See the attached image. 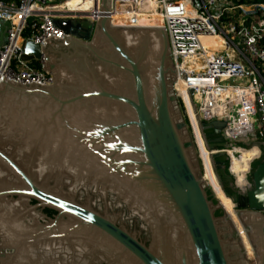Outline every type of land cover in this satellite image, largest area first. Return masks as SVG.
I'll list each match as a JSON object with an SVG mask.
<instances>
[{"label": "water", "instance_id": "95a60500", "mask_svg": "<svg viewBox=\"0 0 264 264\" xmlns=\"http://www.w3.org/2000/svg\"><path fill=\"white\" fill-rule=\"evenodd\" d=\"M55 23L62 38L21 44L49 84L0 73V264H264V142L248 189L209 155L224 209L173 89L159 0ZM195 117L207 150L226 146L225 121Z\"/></svg>", "mask_w": 264, "mask_h": 264}, {"label": "built area", "instance_id": "2783aa9c", "mask_svg": "<svg viewBox=\"0 0 264 264\" xmlns=\"http://www.w3.org/2000/svg\"><path fill=\"white\" fill-rule=\"evenodd\" d=\"M91 1L89 9L75 10L68 8L67 0H0V19L10 24L0 48L1 75L16 82L49 84L48 72L21 59L22 41L43 45L50 37L62 38L64 33L56 19L95 22L100 0ZM159 3L176 71L173 89L188 117L195 147L200 154V141L205 146L195 115L206 123L225 121L222 132L226 146L216 151L206 148L207 153H224L231 166L232 156L239 153L241 146L256 145L258 154L249 162L250 169V164L262 155L254 139L260 137L261 144L264 142V1ZM206 36L216 37L218 45H205ZM249 187L247 183L244 189Z\"/></svg>", "mask_w": 264, "mask_h": 264}, {"label": "bare ground", "instance_id": "6f19581e", "mask_svg": "<svg viewBox=\"0 0 264 264\" xmlns=\"http://www.w3.org/2000/svg\"><path fill=\"white\" fill-rule=\"evenodd\" d=\"M73 1L72 2V6L70 9H75V10H87L92 6V1L91 0H70ZM203 43L205 45L208 46H217L218 45V40L216 39V37H212V36H206L203 38ZM199 148H200V156L202 159V168H203V176L205 178V180L208 181L210 187L212 188L213 192H215L214 189H216L217 187L221 190V193L224 197V199L227 201V206L226 204H224L225 202H223L220 198L219 199L221 205L223 206L224 209H230L233 210V203L231 202V200L224 194L223 190L221 189V187L219 186L217 179L215 177V174L213 172L212 166H211V161L209 158V154L207 153L206 147L202 145V142L200 141L199 144ZM249 149V150H247ZM245 150V151H244ZM242 154H247V156H243ZM258 154V148L256 145H251L250 148H242V150L240 149L239 151V156L235 157L232 156L231 159V167L233 168V166H235L236 164L241 166L242 164V172L241 173H234L232 172L233 175H235V182L238 186H240L241 188L244 189L245 187V183L246 180L244 178L245 174L247 173V171L249 170V162L251 161V159ZM214 178V179H213ZM215 180V181H214Z\"/></svg>", "mask_w": 264, "mask_h": 264}, {"label": "rangeland", "instance_id": "374dc122", "mask_svg": "<svg viewBox=\"0 0 264 264\" xmlns=\"http://www.w3.org/2000/svg\"><path fill=\"white\" fill-rule=\"evenodd\" d=\"M181 107H182V104H181ZM183 108V107H182ZM186 118H187V120H188V117L187 116H185ZM186 118H185V120H186ZM188 123H189V121H188ZM189 128V127H188ZM191 132V131H190ZM254 141L255 142H257V143H259L260 144V148H261V151H262V154H263V144H261V138L260 137H258V139H254ZM241 148H245L246 149V147H244V146H241ZM242 150V149H241ZM247 150H249V149H247ZM195 151H196V153H197V155H198V159H199V164H200V168H201V170H202V172H203V168H202V161H201V156H200V154H199V152H198V149L195 147ZM245 151V150H244ZM243 156H247V154H242ZM239 156V153L238 154H236L235 155V157H238ZM262 157H263V155H261V158L259 159V160H256V161H254V162H252L251 164H250V169L247 171V173L245 174V176H244V178H245V180H246V183L245 184H247V183H249L250 184V186H251V173H252V171L255 169V167H256V165L261 161V159H262ZM230 162H228L227 161V163H226V167H225V169H226V172L228 171V172H230ZM241 167V166H240ZM232 168L231 167V171L232 172H234V173H237V171H238V169H240L241 170V168ZM239 173V172H238ZM204 174V173H203ZM214 179V178H213ZM215 181V180H214ZM233 182H235V179H234V181ZM246 187H247V185H246ZM215 190V192H216V195L218 196V198H220L223 202H225L224 204H226V206H227V201L224 199V197H223V195H222V193H221V190L217 187L216 189H214ZM214 192V193H215ZM230 199V198H229ZM232 202V201H231ZM232 207H233V209H234V205H232Z\"/></svg>", "mask_w": 264, "mask_h": 264}, {"label": "trees", "instance_id": "16d2710c", "mask_svg": "<svg viewBox=\"0 0 264 264\" xmlns=\"http://www.w3.org/2000/svg\"><path fill=\"white\" fill-rule=\"evenodd\" d=\"M254 2H262V1H264V0H253ZM28 35V32H26V33H24V36H27ZM32 64L35 66V67H37V68H41V65H40V63L38 62V61H34V62H32ZM186 118V117H185ZM186 123H187V125H188V120H187V118H186ZM189 131H190V128H189Z\"/></svg>", "mask_w": 264, "mask_h": 264}, {"label": "crops", "instance_id": "0c3cea01", "mask_svg": "<svg viewBox=\"0 0 264 264\" xmlns=\"http://www.w3.org/2000/svg\"><path fill=\"white\" fill-rule=\"evenodd\" d=\"M72 2H73V1L67 0V6H68V8H71V6H72V5H71V4H72ZM233 167H234V168H239L240 166L236 164V165H235V166H233ZM241 167H242V166H241ZM241 167H240V168H241ZM237 172L241 173V172H242V169H241V170H240V169H238V171H237Z\"/></svg>", "mask_w": 264, "mask_h": 264}, {"label": "flooded vegetation", "instance_id": "af4514ba", "mask_svg": "<svg viewBox=\"0 0 264 264\" xmlns=\"http://www.w3.org/2000/svg\"><path fill=\"white\" fill-rule=\"evenodd\" d=\"M226 163H227V161L224 163V168L226 167ZM241 166H242V164H241ZM226 170V169H225ZM228 172V171H227Z\"/></svg>", "mask_w": 264, "mask_h": 264}]
</instances>
